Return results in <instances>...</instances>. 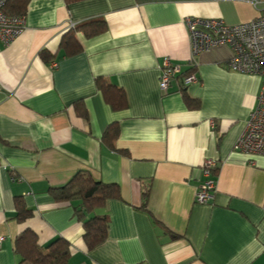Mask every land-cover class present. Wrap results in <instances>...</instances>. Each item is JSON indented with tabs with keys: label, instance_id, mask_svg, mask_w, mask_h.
Wrapping results in <instances>:
<instances>
[{
	"label": "crops",
	"instance_id": "0c3cea01",
	"mask_svg": "<svg viewBox=\"0 0 264 264\" xmlns=\"http://www.w3.org/2000/svg\"><path fill=\"white\" fill-rule=\"evenodd\" d=\"M258 15L264 0H30L23 33L0 40V264H19L15 239L26 229L43 248L68 240V264H264V156L235 149L263 78L232 70L229 44L193 67L186 24ZM90 18L106 31L79 32L80 51L68 53L70 22ZM167 57L182 72L163 91ZM192 72L198 80L185 86ZM101 85L122 89L124 106ZM207 159L216 160V190L198 203ZM81 170L121 192L99 209L108 235L91 250L80 200L51 193ZM18 199L31 212L25 221Z\"/></svg>",
	"mask_w": 264,
	"mask_h": 264
},
{
	"label": "built area",
	"instance_id": "2783aa9c",
	"mask_svg": "<svg viewBox=\"0 0 264 264\" xmlns=\"http://www.w3.org/2000/svg\"><path fill=\"white\" fill-rule=\"evenodd\" d=\"M255 5L259 0H251ZM7 0H0V40L5 45L12 44L25 30L26 16L10 15L5 12ZM187 28L192 40L191 65H197L196 57L215 46L229 44L234 55L228 65L232 70L259 75L263 84L258 96V104L251 112L246 128L235 149L264 156V15L238 25H228L221 18L187 17ZM69 27H75L71 21ZM53 66H57L54 63ZM182 72V66L174 63L170 57L164 60L160 76V88L167 91L171 81ZM198 80L195 72L183 77V84L189 85ZM214 124V122L212 121ZM216 160L207 159L203 165L205 180L196 194L198 203H208L216 190Z\"/></svg>",
	"mask_w": 264,
	"mask_h": 264
},
{
	"label": "trees",
	"instance_id": "16d2710c",
	"mask_svg": "<svg viewBox=\"0 0 264 264\" xmlns=\"http://www.w3.org/2000/svg\"><path fill=\"white\" fill-rule=\"evenodd\" d=\"M80 0H67V2H77ZM30 0H7L5 12L10 15L25 16ZM107 23L101 18H90L68 28L62 39V46L68 53L80 51L81 46L77 34L82 32L88 37H93L104 33ZM107 100L115 107L121 108L125 104L123 90L115 86L101 85ZM117 131L116 125L108 128L106 134L114 138ZM115 133V134H113ZM217 171V170H215ZM51 193L55 200L60 202H70L80 200L77 212L84 220L85 240L89 250L101 244L108 235L109 218L105 213H99V209L106 206L110 199L120 198L119 186L115 183H104L95 180L88 171H79L65 185L52 188ZM17 218L25 221L30 215V210L26 209L25 203L17 200ZM15 247L21 260L19 264H68L71 256V243L58 238L50 243L46 248L39 244V238L35 231L26 229L15 239Z\"/></svg>",
	"mask_w": 264,
	"mask_h": 264
},
{
	"label": "rangeland",
	"instance_id": "374dc122",
	"mask_svg": "<svg viewBox=\"0 0 264 264\" xmlns=\"http://www.w3.org/2000/svg\"><path fill=\"white\" fill-rule=\"evenodd\" d=\"M75 25H76V23H75ZM68 28H71V27L68 26ZM68 28H67V29H68Z\"/></svg>",
	"mask_w": 264,
	"mask_h": 264
}]
</instances>
